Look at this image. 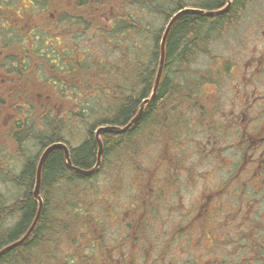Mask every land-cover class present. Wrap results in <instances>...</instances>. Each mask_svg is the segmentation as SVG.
Wrapping results in <instances>:
<instances>
[{
	"label": "flooded vegetation",
	"instance_id": "af4514ba",
	"mask_svg": "<svg viewBox=\"0 0 264 264\" xmlns=\"http://www.w3.org/2000/svg\"><path fill=\"white\" fill-rule=\"evenodd\" d=\"M122 2L0 0V116L12 143H28L23 113L51 94V83L57 94L70 92L79 58L65 39L104 36ZM252 5L241 15L248 43L227 59L212 54L213 65L194 70L179 99L172 104L167 94L154 108L161 136L149 167L86 207L83 254H67L75 264H264V2ZM158 114L163 129L153 125ZM105 221L117 230L107 232Z\"/></svg>",
	"mask_w": 264,
	"mask_h": 264
},
{
	"label": "trees",
	"instance_id": "16d2710c",
	"mask_svg": "<svg viewBox=\"0 0 264 264\" xmlns=\"http://www.w3.org/2000/svg\"><path fill=\"white\" fill-rule=\"evenodd\" d=\"M255 1L233 0L229 10L220 15L209 17L185 14L175 22L166 41L165 67L158 88L159 96L156 97L157 104L152 105L151 102L146 105L141 120L130 131L102 135V165L99 173L92 177H83L68 169L62 150H54L49 155L42 171L41 193L44 206L41 217L29 238L1 256L0 264H75L74 257L67 254L82 250L77 247L85 237L82 231L84 223L82 215H76L74 222H69L61 201L68 203L74 199L76 204L78 199L76 205L83 207L87 198L83 199L79 190L84 189L87 183L94 184V177L101 175L107 159L112 158L114 165L119 160L124 162V158L131 157L143 139L152 138V116L159 101L167 94H171L174 99L180 98L181 91L188 86L187 83H182V78L187 75V80L192 75L190 68L197 58L209 55L210 46L218 37L238 27L244 7ZM167 2L175 9L166 10L158 0H123L121 9V3H116L114 7L118 8L119 14L116 12L108 28L102 32L106 37L109 36L108 43L114 45L117 59L112 60L109 55L107 58L97 59L90 53L88 57L79 59L75 64V82L67 85L68 92L70 91L68 94H62V91L55 93L57 85L51 83L50 101L55 103L58 100L57 103H61V110L64 111L58 114L47 101H32L27 114L23 113V119L27 120L22 133L23 141L27 137L28 143L36 142L43 150L56 142L65 143L70 148L71 161L75 167L93 168L99 150L97 129L104 125L126 126L138 114L144 100L151 97L161 60V42L170 18L186 7L215 11L223 8L227 0ZM145 11L166 16V26L158 29L155 23L145 20ZM86 27L91 30L93 26ZM88 58H93V63H88ZM46 80L42 83L45 88L46 83L48 84V79ZM59 85L62 86L61 83ZM76 124L85 125L87 132L77 146H71L66 132L71 125ZM154 124L163 129L165 121H154ZM24 144H18L17 147L19 155L24 154L23 169L19 175H8L14 154L11 162H7V159L0 161V176L3 175L7 190L10 193L15 189L21 191L10 204L0 197V251L22 239L38 214L34 189L37 166L43 151L39 156L26 157V142Z\"/></svg>",
	"mask_w": 264,
	"mask_h": 264
},
{
	"label": "rangeland",
	"instance_id": "374dc122",
	"mask_svg": "<svg viewBox=\"0 0 264 264\" xmlns=\"http://www.w3.org/2000/svg\"><path fill=\"white\" fill-rule=\"evenodd\" d=\"M130 1V0H129ZM159 3H161L162 5L165 6L166 10H170V8H173V6L167 2V0H158ZM264 2V0H256L255 3L252 5V7H254V11L256 8L257 4H262ZM129 10V7L127 8V11ZM253 11V10H252ZM251 11V12H252ZM139 17L141 16L140 10H139ZM145 20L147 21H152V23H155L157 28H162L164 26H166V16H159L157 14L149 13L148 11H145ZM254 24L257 23V15L255 18ZM248 23H246L247 25ZM245 23L240 22L238 27H236L235 29L231 30L230 32H227L223 35H221L220 37H218L213 44L210 46V53L209 55H200L197 60L194 62V64L191 66L190 70L194 71V70H198V69H204L205 67L209 66V65H213V63L211 64V62L213 61V57L212 54H221L222 57H225L224 59H227V57L230 56L231 52L233 53L234 50L236 49V47L238 48H243L247 43H248V39H251V36H249L250 34L246 33L244 31V27H246ZM260 26V25H259ZM253 30L252 33H256L258 34V37H261V30L259 27H257V25H254L252 27ZM109 37V36H107ZM105 35L101 36L100 34L98 35H85L82 36L78 33H75L74 35H72V37L70 39H65V41L67 42V40L70 41V43L72 42V46H74L76 48L75 51V57L74 58H79L82 59L84 56L88 57V54L90 53L94 58L100 59L101 57L107 58V56L109 55V58H112V60H116L117 59V53L116 50L114 48V45L112 43L113 46H111L108 42L109 39L107 38ZM256 37V36H255ZM237 48V49H238ZM110 51H112L113 53H111ZM89 59V58H88ZM87 59V60H88ZM216 60V59H215ZM88 63H93V58L89 59L87 61ZM187 78V75L184 76L182 78V83H187L188 80L190 79V77L185 80ZM84 80V79H83ZM185 80V81H183ZM47 81V80H46ZM48 95H51L47 90L44 93V97L43 98H39V101L36 100V103H42L46 101V98ZM52 96V95H51ZM176 96H178V94H176ZM173 102H174V98H173ZM49 104L55 105V103L53 101L48 102ZM61 103H59L58 108L60 107ZM60 109V108H59ZM62 109V108H61ZM55 110V109H54ZM64 110H61V112ZM4 113L1 114L0 116V150H2V154L4 153H12V155L14 154V156H18L13 159L11 165L9 166L10 169V174L8 172V175L11 174H15V175H19L20 172L23 169V161H24V154L20 153V150H17L18 145L15 143H12L10 137H9V131L7 128H9V121L5 124L4 122ZM157 121H159V123H162L164 120V117H161L159 114L156 116ZM41 128V127H40ZM38 129V128H37ZM86 132H87V128L85 127V125H71L69 127V129L66 132V138L69 141V144L71 146H77L78 143L80 141H82L85 136H86ZM162 133L164 134V132L162 131ZM159 135L161 136V132L160 131H153L152 130V134H151V139L145 138L143 139V141L137 146L136 151H133V154L131 157H127L124 158V162L122 161H118L116 165H114V162L112 161V158L107 159V161L104 163V168L102 169L101 175H98L96 177H94L93 179V185H89V183H87L86 187L82 190H79V192L81 193V197H84L83 199H85V197L87 198L86 201H84V205L83 207L76 205L78 202V199L76 200V204L74 203V199H71L68 203L64 202L63 203L61 201V205L64 208V213H66L67 218L69 219V222L73 223L74 219L76 217V215H82L84 216L85 213H87V209L86 207L89 206L90 202L95 203L96 201H99V198L101 197V193L102 190H105L108 194L113 195L115 193H117L118 189V184L120 183V179L121 177H129L132 178L131 174L133 172H140L143 168H148L150 165V162L152 160V154L154 151L153 148V143H154V137H158ZM6 147V148H5ZM5 148V149H4ZM26 155L25 156H29V157H33V156H39V154H41V152L43 151V149L40 147L39 144H37L36 142H29L28 144H26ZM17 154V155H16ZM22 156V157H20ZM1 157V155H0ZM6 157H3V159L5 160ZM2 158H0V161L2 162L3 160ZM7 162H10L9 158L7 159ZM2 166V164H1ZM4 167H1V169H3ZM4 170V169H3ZM3 175L0 176V197H3V200L5 202H7V204H10L16 196V194H19L21 191H18L17 189L14 190V192L12 191L11 193L7 190L6 186L4 185V179H3ZM126 179V180H128ZM125 180V181H126ZM132 182V180H131ZM135 182V181H134ZM133 182V184L135 185V183ZM88 185L90 186L88 188ZM60 187V186H59ZM87 188V189H86ZM78 192V194H79ZM88 192V194H87ZM72 197V194H70ZM79 195V197H80ZM59 196V195H56ZM73 197H75V195H73ZM64 204V205H63ZM58 209H59V205H58ZM79 209V210H78ZM81 209V210H80ZM76 211V214H75ZM70 214V215H69ZM65 217V214H64ZM82 218V222L84 224L87 223V217L85 216L84 218ZM58 220V217H57ZM60 222V221H59ZM105 224L108 226L109 225V230H107V232H111V231H116L117 227L119 226V224L116 227H111L112 223L111 221H105ZM112 238L109 237V242ZM82 242H79V245L77 248H82L81 247ZM83 250V248H82ZM77 251L79 254L82 253L83 251ZM88 261H92V260H86V261H81V264H90L88 263ZM83 262V263H82ZM94 264V263H91Z\"/></svg>",
	"mask_w": 264,
	"mask_h": 264
},
{
	"label": "water",
	"instance_id": "95a60500",
	"mask_svg": "<svg viewBox=\"0 0 264 264\" xmlns=\"http://www.w3.org/2000/svg\"><path fill=\"white\" fill-rule=\"evenodd\" d=\"M233 0H227V5L220 9V10H216V11H204V10H200V9H194V8H185L182 9L180 11H178L177 13L174 14V16L171 18V20L169 21L167 28L165 30V33L163 35L162 38V42H161V60H160V65H159V69L157 72V76H156V80H155V84H154V88H153V93L151 95L150 98L144 100V102L142 103L138 114L126 125V126H117V125H104L101 126L97 129L96 131V139L98 142V156H97V162L96 165L91 168V169H81V168H77L72 164L71 161V152L69 147L62 142H56L53 143L51 145H49L48 147L45 148L43 154L40 157V161L37 167V175H36V184H35V189H34V197L38 203V214L36 216V219L33 223V225L31 226V228L29 229L28 233L20 240L8 245L7 247L3 248L0 251V257L3 256L6 252L18 247L19 245H21L22 243H24L29 236L31 235V233L33 232V230L35 229L37 222L39 221V218L41 217L42 211H43V206H44V202H43V198L41 195V184H42V171H43V167L46 163L47 158L49 157V155L54 151V150H62L64 152L65 155V162H66V166L68 169L78 173L79 175L83 176V177H90L93 176L94 174H96L101 166L102 163V156L104 153V146H103V142H102V135L105 133H114V134H122L125 133L129 130H131L142 118L143 114H144V110L146 105L150 104L156 97V94L158 92V88L160 85V81L163 75V71H164V67H165V46H166V41L168 39V36L170 34V31L173 27V25L175 24V22L183 15L185 14H199L202 16H215V15H220L222 13H225L229 10L231 4H232Z\"/></svg>",
	"mask_w": 264,
	"mask_h": 264
}]
</instances>
